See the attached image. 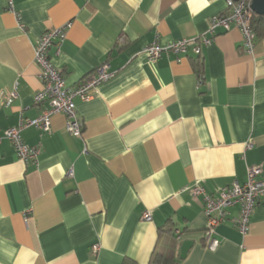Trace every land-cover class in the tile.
I'll use <instances>...</instances> for the list:
<instances>
[{
    "label": "crops",
    "instance_id": "obj_1",
    "mask_svg": "<svg viewBox=\"0 0 264 264\" xmlns=\"http://www.w3.org/2000/svg\"><path fill=\"white\" fill-rule=\"evenodd\" d=\"M14 4L23 26L0 0V137L49 109L34 100L43 88L34 46L47 31L70 24L60 49L50 50L67 88L105 64L115 75L89 101L76 99L80 137L61 113L50 133L23 130L25 143L41 148L37 163L0 144V264H154L155 252L173 247L180 264H264V198L246 235L232 208L210 251L205 202L192 192L245 184L253 166L264 181V37L252 53L236 27L202 45L211 18L227 12L224 0ZM182 39H197L201 54L147 61L146 46Z\"/></svg>",
    "mask_w": 264,
    "mask_h": 264
},
{
    "label": "built area",
    "instance_id": "obj_2",
    "mask_svg": "<svg viewBox=\"0 0 264 264\" xmlns=\"http://www.w3.org/2000/svg\"><path fill=\"white\" fill-rule=\"evenodd\" d=\"M8 9L15 14L21 26L20 14L15 10L14 0H5ZM227 12L223 15H217L211 18L207 36L201 43L209 46L213 39L219 33L230 31L232 28H238L243 37V45L248 53L253 52L256 34L252 28V18L254 11L252 9L253 0H224ZM70 24L59 28H54L44 33L34 46V60L40 68V79L43 88L35 95V103H49V109L43 112L36 119L20 120L18 127L8 129L3 137H0V144L4 139L8 140L14 147L18 158L24 162L37 163L41 154L40 147H31L25 143L23 130L35 127L43 133L52 131L51 117L54 114H64L67 118L66 129L68 133L75 137H80L83 131V125L79 118L76 99L83 102L92 99L97 88L103 83L112 79L115 73L109 72L108 65H102L93 73L85 77L76 87L69 89L66 87V80L63 73L56 68L50 56V50L53 46L60 49L63 41L66 39ZM190 49L196 54H201V44L197 39H182L175 41L168 46H161L158 41H154L146 46L144 53L149 63H155L164 53L171 52L176 55L186 54ZM202 79H200V83ZM18 98V90L14 88L9 92L7 103H12ZM251 146V145H250ZM261 173L260 166H253L248 169V180L245 184L234 183L229 188H222L214 193H209L205 188L195 185L192 192L195 196L202 197L205 202L204 215L207 219V226L204 233L206 246L210 251H216L220 245L217 237V227L231 219L230 210L239 206L238 215L233 218L235 226L242 235L249 231L251 217L256 207L264 198V181H260L258 176ZM71 170L68 176H73ZM146 221H152V214L146 212L143 215ZM180 234V231H176ZM97 252L99 246H95Z\"/></svg>",
    "mask_w": 264,
    "mask_h": 264
},
{
    "label": "trees",
    "instance_id": "obj_3",
    "mask_svg": "<svg viewBox=\"0 0 264 264\" xmlns=\"http://www.w3.org/2000/svg\"><path fill=\"white\" fill-rule=\"evenodd\" d=\"M252 28L257 35L264 37V16H259L254 13L252 18ZM198 68L203 67V63L197 58ZM176 234V233H175ZM154 264H180V258L175 255V247L170 248L165 253L155 252L153 255Z\"/></svg>",
    "mask_w": 264,
    "mask_h": 264
},
{
    "label": "water",
    "instance_id": "obj_4",
    "mask_svg": "<svg viewBox=\"0 0 264 264\" xmlns=\"http://www.w3.org/2000/svg\"><path fill=\"white\" fill-rule=\"evenodd\" d=\"M239 1V0H236ZM252 9L256 15L264 16V0H253ZM192 247V242H184L181 247V259H185L188 251Z\"/></svg>",
    "mask_w": 264,
    "mask_h": 264
}]
</instances>
